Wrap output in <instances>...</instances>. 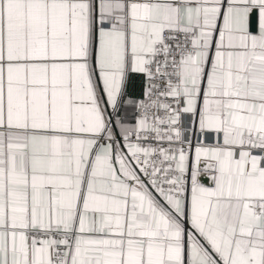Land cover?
Masks as SVG:
<instances>
[{"label":"snow or ice","instance_id":"obj_1","mask_svg":"<svg viewBox=\"0 0 264 264\" xmlns=\"http://www.w3.org/2000/svg\"><path fill=\"white\" fill-rule=\"evenodd\" d=\"M0 264H264V0H0Z\"/></svg>","mask_w":264,"mask_h":264}]
</instances>
